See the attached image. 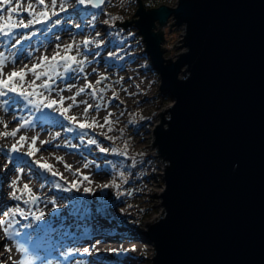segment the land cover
Segmentation results:
<instances>
[{"label": "water", "instance_id": "95a60500", "mask_svg": "<svg viewBox=\"0 0 264 264\" xmlns=\"http://www.w3.org/2000/svg\"><path fill=\"white\" fill-rule=\"evenodd\" d=\"M138 1L116 26L135 25L173 101L153 131L165 189L141 232L151 263L264 264V0ZM170 18L185 32L176 60L162 49Z\"/></svg>", "mask_w": 264, "mask_h": 264}, {"label": "rangeland", "instance_id": "374dc122", "mask_svg": "<svg viewBox=\"0 0 264 264\" xmlns=\"http://www.w3.org/2000/svg\"><path fill=\"white\" fill-rule=\"evenodd\" d=\"M13 2L15 3V0H13ZM161 2H163V4H168L169 1L162 0ZM45 3L50 5V0H45ZM61 3H63V0H57V7L54 11L60 12L59 5ZM89 6L77 5L75 4V0H69L67 11L60 12L59 16H52V20H49L41 27L37 24L28 29H15L12 37L0 35V53H3L4 57H7L6 50L14 46L12 43L13 38L18 37V42H21L19 44H26L32 42L34 34L40 31H44V33L51 34V36L54 37L67 35L63 43L58 42L60 43L61 51L64 45L71 44L73 41L80 44V52L86 53L88 57V63L85 65L87 80L84 79L85 73H69V79H56L53 83V91L50 98L58 100L59 96L57 93L60 89L64 90L59 92V95L68 97L65 91L66 85L68 84L82 87L85 86L87 82H92L95 85V81L99 79L101 75L107 77L101 85L97 86V88L104 87L106 90L102 101L104 107L99 110L96 118L100 123H103V118L108 112H111L113 114L111 119L115 122L111 125L112 131H108L107 125L104 128L95 127L80 129L77 125L85 122L83 116L85 105L83 104H79V106L73 105L71 107L69 112L78 111L77 114L79 115L77 117V122L73 124L66 120L65 116L60 115L61 109H59V107L43 108L42 111H36L31 105H28L22 97L14 93H9L8 96L0 97V121H3V123H0V208L4 205V209L9 210L19 204L26 212L30 210L33 213V215L27 218L16 215L12 218L11 222L12 232L18 231L20 233L19 236L15 237L16 243L20 240L25 241V239L28 238V240L35 245V253H33V255L30 254V260H32L34 264H49L48 259H46L47 255L40 253L37 247L40 246L42 242L46 241L43 233H41L43 227L38 225V222L43 219L36 220L34 217L40 212H43H39V210L44 207L45 210H48L50 208L48 202L52 199L56 201V205L51 208L54 215L50 217L43 216L45 218L44 221L47 222L51 219L55 221L62 216H69L70 212L74 210L76 212L72 215L73 217L89 219L91 222L96 219L99 220L98 218H100L107 224V226H104L105 228H112L113 231L117 230L116 233L119 232L122 235L120 236L122 239L118 243L122 246L124 251H111V253H107V255H99L98 251L92 250L90 246H85L90 250L89 253L83 254V256H87L85 260L91 261L94 258H101L105 261L110 260L117 264H152L151 260L155 254L154 248L150 243H147L146 236L141 234V232H147L146 226L155 223L163 215L162 213L164 210L160 206L161 201L159 195L163 189L164 182L159 179L160 176H157L160 173V168L158 173L154 172L153 168V171L150 173L152 174L154 172L153 176L149 178L150 174H148V168L145 167L148 160L147 157L151 155L152 151L150 150L152 134L149 133H151L152 130L154 116L156 118L158 112L164 111L173 101L171 99L163 100L161 94L157 92L156 87H154V101L144 105L143 101L147 96L140 95V93L135 90L140 89L137 83L138 81L133 82L125 80L122 85H117L116 78L113 75L114 69H117L118 64H125V54L130 40L125 34L126 31L117 32L118 30L112 26L114 22H105L109 20L108 16H103L101 14L102 12L89 11ZM36 10H43V6L36 5ZM51 11L53 10L50 9V14ZM92 13H97L94 19L92 18ZM6 14L7 9H5L4 13H0V15H3L5 19H7ZM17 19L18 17L13 14V21ZM23 19L26 20L25 12ZM57 19L61 20V24L53 27V21ZM0 23H3V21H0ZM77 24L80 25L79 28L76 27ZM46 29H50V31H46ZM97 32L100 34L98 37L95 35ZM68 34H71V37ZM25 36H30L31 38L25 39ZM178 38L179 30L174 28L173 32H167L166 43L168 45H173ZM85 39L103 41V44L100 47H96L95 44H90L88 50H86L82 44ZM36 43L37 40L33 41V44ZM2 45H4L5 48L2 49ZM56 51L57 48L49 50L48 52H52V54L47 56L51 57ZM109 53H114V55L110 56ZM72 54L76 55V51L73 50ZM45 55L46 54L40 55L39 58ZM9 59L12 62L13 59L16 60V57H10ZM26 60L27 58L25 57V62L23 64L31 67L33 64L28 61L26 62ZM93 68L95 71H93ZM3 72L7 74L5 67L3 68ZM31 79H33V77L29 74L26 80ZM39 83L40 81H37V84ZM112 89L118 94L119 99H111L113 96ZM25 90L31 91V89L27 87V84H25ZM90 92L91 90L89 89L88 93L77 97V101L87 100L89 103L95 105L98 101L89 94ZM13 100L15 103H12ZM109 100H111L110 104L108 103ZM121 101H123V103H121ZM71 103L72 102L69 100H66L64 107H67ZM141 109H143V111H141ZM15 110H17V113ZM45 114H48L50 119H42V121L41 119H37V117H41ZM95 114L96 109L93 108V110L88 113V119L90 120ZM69 115L70 113H67V116ZM7 118L12 120L10 124L7 122ZM26 120L31 121V126L20 128L16 137H5L2 135L5 131L12 132L16 128H19L20 124L24 123ZM156 121H158V117ZM48 122H50V124H47ZM41 123L46 129L49 128L51 131L62 125V128L58 129V131L60 132L59 136L64 137L56 143L58 148H60L56 151L61 154H66L63 160L64 158L72 157L76 162L86 161L90 168L89 172H85L82 168H79L78 164L73 165L71 163L61 162L60 158L52 160L50 156L45 161L52 165L53 170L57 172V175L53 176L51 173L45 172L35 164V156L24 157L21 155L22 153H27V144L24 146L18 145L20 151L17 153H12L10 151L11 145L16 143L21 135L29 137L33 125H40ZM4 124H7L8 127L5 128ZM69 128L73 130L69 131ZM29 138H31V136ZM89 139H96L99 147L89 144ZM44 141H49V143L42 144V150H49V148L54 145L50 143L51 140L47 139ZM125 145H127L128 157H134L137 160L135 166H132V160L128 157L121 156L112 151L101 152L99 150L100 147H104L116 149L118 152L125 151ZM35 147L37 146L35 145ZM41 152L40 150L37 153ZM9 157H11V161H9ZM22 161L28 162L31 166L22 165ZM45 161L41 162L43 163ZM65 164L69 165L71 170L65 168ZM19 168H23L24 171L27 170L29 172L27 175H17L20 177L18 187L21 192H24L23 185L28 184L32 192L40 198L38 204L31 206L30 209L29 205L23 204L22 201L11 199V183L6 182L8 180V175L11 173L12 176H16V169ZM121 171L125 173L123 180L119 177ZM85 177L88 179H85ZM113 179L116 180L119 188H101L102 184L110 185ZM42 184L46 190L41 189L40 191L37 187ZM56 184L61 185V188H56ZM64 188L68 190L64 191ZM85 188H89L91 191L86 193L84 191ZM17 194L19 195L21 193L18 192ZM24 195L25 198H27L26 192H24ZM58 197H65L66 200L60 202L61 205L67 206V212L61 213L57 208L59 206L57 205L59 203L58 200H60L57 199ZM112 224L114 228L111 227ZM101 225L103 224L98 226L102 227ZM98 242L99 241H95L94 245ZM31 243L30 246H32ZM52 250L53 249H48L47 252L50 253ZM68 252L69 250H67V255H63L64 258L62 260L53 262V264H73V262H69L72 255H68ZM116 255L117 257H115ZM43 259H46V261H43ZM13 261L15 260H13L12 252L7 264H13ZM4 263L5 259L0 261V264ZM80 264L83 263L80 262Z\"/></svg>", "mask_w": 264, "mask_h": 264}, {"label": "snow or ice", "instance_id": "6c2138e0", "mask_svg": "<svg viewBox=\"0 0 264 264\" xmlns=\"http://www.w3.org/2000/svg\"><path fill=\"white\" fill-rule=\"evenodd\" d=\"M106 0H75V4L77 5H85V6H91L93 8H101L105 4ZM69 3V0H63V3L59 5L60 12L67 11V5ZM23 5H26V7H22ZM36 5H42L43 10H36ZM57 7V0H50V5L45 3V0H15V3L13 0H0V13H4L5 9H7V19L3 15H0V21H3V23H0V35L4 37H12L14 35V30L23 28L28 29L32 27L33 25L37 24H46L49 20H52V16H59L60 12L54 11V9ZM50 9L51 11L50 14ZM26 11L28 13V16L30 19L25 22L23 19V12ZM13 14H15L18 19L16 21H13ZM87 15V14H85ZM92 18L94 19L97 13H92ZM120 19V17H110L108 21H105L106 23L114 22L116 20ZM61 24V20L57 19L53 21V27L56 25ZM112 26L115 27V24L112 23ZM77 28L80 27L79 24L76 25ZM46 31H50V29H46ZM97 37L100 35L98 32L95 34ZM25 39H30V36H25ZM59 39V36L56 37ZM84 48L88 50V46L90 44H95L96 47H100L103 44V41H98L94 39H85L82 42ZM80 44H77L75 41L71 44H66L63 46V49L61 51V46L57 45V51L51 56H43L40 58L39 63L33 64L31 67L28 65H24L22 69L19 71L13 70L5 74L3 72V68L5 66V62L7 60L6 57H4L3 53H0V97L8 96L9 93H14L15 95L22 97L28 105H31L32 108H34L36 111H42L43 108H57L61 109L60 115L65 116L70 123L75 124L77 122L76 116H67V113L70 111L71 107L73 105L79 106V104L85 105L83 109V116L85 118V122L79 123L77 126L80 129H88V128H95L100 127L104 128L106 125L108 126V131H112L111 125L115 123L111 117L112 113L108 112L107 115L103 118V123H100L96 115H98L99 110L104 107L103 96L105 93V88H97L98 85H101L104 80L107 79V77L101 75L99 79L95 81V85L92 82H87L85 86L79 87V89L75 92L74 95L69 97H64L63 95H59V92H62L64 89H60L57 93L59 96V99H51V93L53 91V83L56 79L60 80H66L70 77L68 76L69 73H85V65L88 63V57L86 53L80 52ZM73 50L76 51V55H73ZM109 55H114V53H109ZM12 63H15V59H13ZM93 71L95 69L93 68ZM31 74L33 79L26 80V77ZM43 78V79H42ZM84 79L87 80V74L85 73ZM37 81H40L39 84H37ZM25 84H27V87L31 89V91L25 90ZM75 87L74 84H68L66 85V88L68 91H71L72 88ZM91 90L89 93L93 98H95L98 102L93 105L92 103H89L87 100H80L77 101V97L81 96L82 94L88 93V90ZM113 96L111 99H119V96L117 93H115V90L112 89ZM69 100L72 103L69 104L67 107H64L65 101ZM7 103V102H5ZM12 103H15L13 100ZM108 103H111V100L108 101ZM123 103V101H121ZM93 108L96 109V114L93 115V117L89 120L88 119V113L89 111L93 110ZM37 119H50L48 114H45L41 117H37ZM0 123H3V121H0ZM31 121L26 120L24 123L20 124L19 128H16L12 132L5 131L2 135L5 137L12 136L16 137L17 133L20 131V128L30 127ZM4 127L7 128L8 125L4 124ZM69 131H72L73 129L69 128ZM59 134H57L58 136ZM39 139L38 136L34 137H27L25 135H21L19 137V140L11 145L10 151L12 153H17L20 151V146H24L25 144L28 145V151L26 153L27 156L33 157L36 155L37 152L40 151L39 148L35 147L37 140ZM30 140V143H29ZM49 143V141H41V144ZM89 144L98 145V142L96 139H89ZM99 150L101 152H108L112 151L114 153H117L121 156L128 157L127 153V145H125V151H119L116 149H108L104 147H100ZM132 160V166H135L137 164V160L134 157H128ZM62 161V158H60ZM43 160V157L41 159H37L35 161V164L40 168L43 169L45 172L51 173L53 176L57 175V172L53 170V166L48 164L46 161L41 162ZM9 161H11V157H9ZM87 167V164L85 165ZM65 168L70 169V166L65 164ZM20 173H23V168L19 169ZM119 177L121 180L124 179L125 173L124 171H121L119 173ZM85 179H88L85 177ZM20 177L18 176L15 180H13L10 184V187L12 188V191L10 193L11 199L15 201H22L23 204L29 205V209L33 205H37L39 202V197L36 196L32 189L29 187L28 184L23 185L24 192L27 193V198H25L24 192H21L20 188L18 187ZM43 187V184L41 185ZM56 188H61V185L56 184ZM108 187H116L119 188V185L117 184L116 180L113 179L111 184H102L101 188H108ZM64 191H67V188L63 189ZM79 190V189H77ZM84 191L86 193L90 192L91 189L85 188ZM20 192L21 194H17ZM51 203L55 204V199L51 200ZM16 215H20L24 218H27L30 215H33V213L29 211H25L23 208L17 204L16 206L10 208L9 210L5 211L4 213H0V227H2L4 236L9 239L13 240L15 237L19 236L20 233L12 232L10 229L12 228V218ZM44 213L40 212L38 215H35L36 220L42 219ZM6 251H11V248L8 246H5ZM135 250V249H133ZM17 251L24 255V259H20L17 261H13V264H34L32 260H30L27 257L28 249L25 248L23 245H21L19 242H17ZM89 248L85 247L82 250L81 254H87L89 253ZM109 251L112 252H122L124 249H109ZM76 252H80V249H72L69 250L68 255H73ZM75 264H80L79 261L75 262Z\"/></svg>", "mask_w": 264, "mask_h": 264}, {"label": "bare ground", "instance_id": "6f19581e", "mask_svg": "<svg viewBox=\"0 0 264 264\" xmlns=\"http://www.w3.org/2000/svg\"><path fill=\"white\" fill-rule=\"evenodd\" d=\"M22 7H26V5H23ZM24 12L26 14L25 21L27 22L28 19H30V17L28 16V13L26 11ZM24 12H23V15H24ZM39 25L41 27L43 24H39ZM68 35H70L71 37V34H68ZM66 37L67 35H63V36L59 35V39H57L56 37L51 36V34H46L44 33V31L43 32L40 31L34 34V39L32 40V42H29L26 44H19L21 42H18L19 41L18 37L13 38L12 43L14 46L9 47L8 50H6V54L8 55L6 58L8 61L6 60L4 67L7 70V73L13 70L19 71L22 67H24L23 63L25 62V57L27 58L26 62L28 61L29 63H32V64H35L37 62L39 63L40 55L52 54V52H48V51L56 48L57 45H60V43L58 42L63 43ZM35 40H37V43L33 44V41ZM1 47L2 49L5 48L4 45H2ZM10 57H16L14 65L9 59ZM65 89L69 97V96L74 95V93L79 89V85H75V87H73L71 91H68L67 88ZM15 112L17 113V110H15ZM68 113H70L69 116H76V117L79 116L77 114L78 111L68 112ZM66 120L68 119L66 118ZM11 121L12 120L10 118H7V122L9 124L11 123ZM47 124H50V122H48ZM61 128H62V125H60L58 128H55L54 130L51 131L49 130V128L46 129V127L42 123L40 125L38 124L33 125L32 132L31 134L29 133V137L30 136L39 137V139L36 142V146L42 151L41 153H37L35 155L36 160L41 159V157H43V160L41 161H45L50 156L52 160L56 158H62L61 162L71 163L73 165L78 164L79 168H82L85 172H89L90 170L89 166L87 165V167H85V165L87 164L86 161L76 162V160H74V158L72 157H67L66 159L64 158L63 160V157H66V154H61L58 151H56L57 149H60L58 148L56 143L59 142L64 137V136H59L60 132L58 131V129H61ZM57 134L59 135L57 136ZM47 139L51 140L50 143L54 145H52L49 148V150H42L41 141H44ZM21 155L24 157H27V155L24 153H22ZM22 165H25L28 167L31 166V164H29L26 161H22ZM19 169H16V172H15L16 176H12L11 173L8 175V180L6 181L7 183H11L12 180L16 179L18 177L17 175L19 174H23V175L29 174L27 170L25 171L23 170V173H20ZM37 188L41 191V189H44V186L43 187L38 186ZM48 195H51V194H48ZM57 199H60L58 200L59 203L57 205L59 206L57 208L61 211V213L67 212V206L61 205V202H60L62 200L63 201L66 200L65 197H58ZM48 203L50 205V208L48 210H45V207L39 210V212L43 211L44 213L43 216H46V217H50L54 215V212L51 211V208L56 205V204L51 203V201ZM75 212L76 211L73 210L72 212H70L69 216H62L61 218H58V220H55V221L51 219L50 221L46 222L44 221L45 218L42 217L43 220H40L38 222V225L43 227L41 233H43V236L45 237L46 241L42 242L40 246H37L39 252L47 255L46 259H48L49 264H53V262L62 260L64 258L63 255L67 253V250H72V249H80V252H76L70 257V260H69L70 263L73 262V264H75V262L79 261V262H82L83 264H117L110 260L105 261L104 259H101V258H94L91 261L85 260L87 259V256H83V254H81L85 246H90L92 250L98 251L99 255L101 254L107 255V253H111L109 249H117V250L122 249V246L118 243L122 239L120 238V236L122 235L119 232L116 233L117 230L113 231L112 228H105L104 226H107V224L100 218H98L99 220L96 219L91 222L89 219H79V218L73 217L72 215H74ZM100 224H103L101 225L102 227L98 226ZM111 227L114 228V225L112 224ZM95 241H99V242L95 243L94 245ZM19 243L28 249L27 257L30 259L31 257L30 254L33 255V253H35V249H36L35 245L32 244L31 241L28 240V238H26L25 241L20 240ZM30 243L32 246H30ZM48 249H53V250L52 252L49 253L47 252ZM12 252H13V260L17 261L20 259H24V255L17 251L16 242L13 245ZM115 257H117V255ZM46 259H43V261H46ZM126 264H132V263H126Z\"/></svg>", "mask_w": 264, "mask_h": 264}, {"label": "built area", "instance_id": "2783aa9c", "mask_svg": "<svg viewBox=\"0 0 264 264\" xmlns=\"http://www.w3.org/2000/svg\"><path fill=\"white\" fill-rule=\"evenodd\" d=\"M144 7L147 10L151 9H156L161 6H168L175 8L177 6V3L179 0H168V4H163L161 2L162 0H141ZM139 8V1L138 0H106L103 8L100 11H94V12H102L101 14L103 16H108L113 17H120V19L114 21L115 23V28L118 30L117 32H125L127 37L129 38L130 42L127 46V52H126V61L124 62L125 64H118L117 69H114V77L116 78V83L117 85H122L125 80L126 81H133L139 84L140 89H135L140 95L147 96L144 98V105L147 103H150L154 101V87H156V91L160 93L159 87H160V78L157 72L153 69L150 59L148 55L146 54L145 50V44L143 42L142 36L139 35L138 29L135 27V25H132L126 29L122 26H116V23L118 22L119 24H123L127 22H132L138 19L136 15L137 10ZM89 11L90 6H89ZM134 17V18H133ZM175 21L173 18H170L166 24V27L163 28L164 31V42L162 44V49L165 50V58L168 59H173L176 60L177 56L184 52V49H179L180 46H182V41L183 40V35H184V29L183 28H176L171 27ZM101 25V24H100ZM157 26L159 27V24L157 23ZM174 28L179 30V38L173 45H168L166 43V35L167 32H173ZM171 29V30H169ZM158 31V29L156 30ZM181 41V42H180ZM176 45V48H172L173 46ZM120 62V61H119ZM156 92V93H157ZM155 93V94H156ZM161 94V93H160ZM161 96H163L161 94ZM172 105L170 103L167 107L169 108ZM143 111V109H141ZM163 111L158 112V115L162 113ZM154 116V119L152 121V138H151V155H148L147 157V164L145 167L148 168V174H150L153 171L154 172H159L160 168V173L157 175L158 177L160 176V180L164 182V165L162 161L156 157L158 154L156 153L157 150L152 147V144L154 142V135L153 131L156 128V126L160 123L161 117L160 116ZM158 117V121L157 120ZM155 166V167H154ZM153 172V173H154ZM153 173L149 175V178L153 176ZM162 191L160 194L164 191L165 185L162 187ZM5 210L4 205H2V208L0 210V213H3ZM163 214V213H162ZM0 218H5V217H0ZM6 219V218H5ZM12 223V222H11ZM12 231V228L10 229ZM16 239L14 238L13 240H9L4 236L2 227H0V261L5 259V263L7 264L9 261V257L12 255V248L13 245L15 244ZM5 246H8L11 248V251H6Z\"/></svg>", "mask_w": 264, "mask_h": 264}, {"label": "trees", "instance_id": "16d2710c", "mask_svg": "<svg viewBox=\"0 0 264 264\" xmlns=\"http://www.w3.org/2000/svg\"><path fill=\"white\" fill-rule=\"evenodd\" d=\"M161 97H162L163 100H168V99H170L168 96H164V95L161 96Z\"/></svg>", "mask_w": 264, "mask_h": 264}]
</instances>
